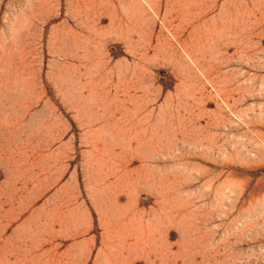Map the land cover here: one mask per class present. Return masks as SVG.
Returning <instances> with one entry per match:
<instances>
[{"label":"rangeland","instance_id":"374dc122","mask_svg":"<svg viewBox=\"0 0 264 264\" xmlns=\"http://www.w3.org/2000/svg\"><path fill=\"white\" fill-rule=\"evenodd\" d=\"M0 264H264V0H0Z\"/></svg>","mask_w":264,"mask_h":264}]
</instances>
